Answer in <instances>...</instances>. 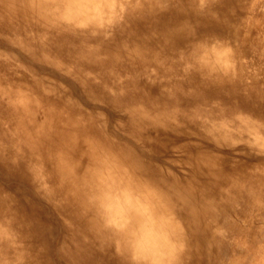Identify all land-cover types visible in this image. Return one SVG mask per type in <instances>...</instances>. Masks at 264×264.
I'll use <instances>...</instances> for the list:
<instances>
[{
  "label": "bare ground",
  "instance_id": "1",
  "mask_svg": "<svg viewBox=\"0 0 264 264\" xmlns=\"http://www.w3.org/2000/svg\"><path fill=\"white\" fill-rule=\"evenodd\" d=\"M256 17L264 0H0V264H264V64L227 51Z\"/></svg>",
  "mask_w": 264,
  "mask_h": 264
},
{
  "label": "rangeland",
  "instance_id": "2",
  "mask_svg": "<svg viewBox=\"0 0 264 264\" xmlns=\"http://www.w3.org/2000/svg\"><path fill=\"white\" fill-rule=\"evenodd\" d=\"M257 12L258 13L261 12L260 7H258ZM242 13H244V12H242ZM242 16H246V14L245 13H244V15L241 14L240 17H242ZM254 19L257 22L255 23V26H254L252 33H251V39L252 40L249 41L246 50L243 49L244 45H235L236 43H232L227 48V51L230 53V55L236 59V61L235 60L233 61V67L232 68L234 70H239L238 69L239 65H236V63L237 64L241 63V64H243V66H245L244 68L246 70H248V71L251 70L254 73L258 69V64H260V63L264 64V43L262 46H259V41L262 38H264V34H262V30H261V27L264 26V20L262 18H259V17H256ZM121 20H122V18H121ZM240 31H241L240 34H244L245 29L240 28ZM248 47H249V49H248ZM254 69H256V70H254ZM256 72H258V70ZM227 87H229V86H227ZM71 91L73 93V98L77 101L79 108L91 109V107L93 105H91L90 102L86 101L83 97H81L78 94L77 90H75L73 88V86H72ZM213 98L214 99L209 100V101L214 103L212 105L214 107H216L217 109L224 110V112L226 114L231 116L232 112L234 111L233 103L232 102L230 103L229 100L227 98H223V96H221V97L217 96L216 98L215 97H213ZM206 102H207V100H206ZM96 105H94V106H96ZM94 106H93V108H94ZM186 115L191 117V118H195V119H205L206 118V113L203 110L202 111H200V109L197 111L195 110V104H192L191 110L189 112H187ZM241 116H245V113H241ZM107 128L110 131L115 130L117 135L120 137L124 136V133L118 128V126L115 125V123L112 120H109V122L107 123ZM237 147L240 148L241 145H237ZM171 154H172V156H175L174 155L175 153H171ZM172 166L177 170V173H179L183 176H186L189 173V167L190 166L189 167L188 166H184V167L183 166H175V165H172ZM191 170L193 171V169H191ZM211 187H213V182H209L207 188H211ZM173 206L176 207V205H173Z\"/></svg>",
  "mask_w": 264,
  "mask_h": 264
},
{
  "label": "snow or ice",
  "instance_id": "3",
  "mask_svg": "<svg viewBox=\"0 0 264 264\" xmlns=\"http://www.w3.org/2000/svg\"><path fill=\"white\" fill-rule=\"evenodd\" d=\"M258 126L261 130H264V117L261 118V122ZM261 140L264 141V137H262ZM262 146H264V143H262Z\"/></svg>",
  "mask_w": 264,
  "mask_h": 264
}]
</instances>
